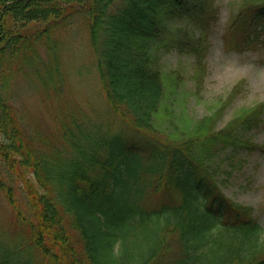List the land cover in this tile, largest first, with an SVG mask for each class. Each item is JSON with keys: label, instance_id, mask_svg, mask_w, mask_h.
Masks as SVG:
<instances>
[{"label": "trees", "instance_id": "16d2710c", "mask_svg": "<svg viewBox=\"0 0 264 264\" xmlns=\"http://www.w3.org/2000/svg\"><path fill=\"white\" fill-rule=\"evenodd\" d=\"M215 17L214 0H0V193L13 213L0 264H264L251 208L218 191L258 149L264 104L176 135L157 114L167 96L158 53L190 56L199 81ZM233 24L263 30L264 0H248ZM75 30L115 124L65 101L64 41ZM22 78L61 113L56 134L16 106ZM176 192L179 202L154 203Z\"/></svg>", "mask_w": 264, "mask_h": 264}, {"label": "rangeland", "instance_id": "374dc122", "mask_svg": "<svg viewBox=\"0 0 264 264\" xmlns=\"http://www.w3.org/2000/svg\"><path fill=\"white\" fill-rule=\"evenodd\" d=\"M248 0H214L215 21L211 26L209 47L206 49L205 70L201 86L193 79L194 62L190 56L176 51L162 49L159 64L164 74L163 83L167 96L157 113L164 127L173 130L174 135L194 126L206 116L216 114L219 118L215 127L222 128L244 108L264 104V29L248 25L247 31L237 28L233 20ZM182 23H178L180 25ZM64 41L63 73L67 86L64 98L67 104L88 109L89 103L100 114L104 113L103 92L94 67V57L89 50L83 31L69 33ZM180 80L173 84V72ZM23 79V78H22ZM20 80L13 89L14 102L24 115L37 124L45 134H56V119L60 112L49 113L42 107L41 92L31 90ZM35 84L37 82L35 81ZM174 86V93L170 90ZM115 124L114 118L102 115ZM264 121V114H263ZM252 138L258 149L244 155L240 167L235 168L218 191L232 203L251 208V215L264 229V122L253 131ZM180 195L158 197L154 203L179 202ZM12 210L0 193V243L12 245Z\"/></svg>", "mask_w": 264, "mask_h": 264}]
</instances>
